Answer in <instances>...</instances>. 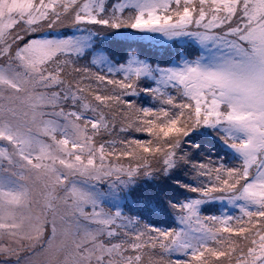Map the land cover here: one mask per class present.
I'll return each instance as SVG.
<instances>
[{"label":"snow or ice","instance_id":"obj_1","mask_svg":"<svg viewBox=\"0 0 264 264\" xmlns=\"http://www.w3.org/2000/svg\"><path fill=\"white\" fill-rule=\"evenodd\" d=\"M0 264H264V0H0Z\"/></svg>","mask_w":264,"mask_h":264},{"label":"rangeland","instance_id":"obj_2","mask_svg":"<svg viewBox=\"0 0 264 264\" xmlns=\"http://www.w3.org/2000/svg\"><path fill=\"white\" fill-rule=\"evenodd\" d=\"M146 51H148V53H150L149 55H152V56H154V57H156V56H160V55H153V54H155V52L158 51V50H146Z\"/></svg>","mask_w":264,"mask_h":264},{"label":"trees","instance_id":"obj_3","mask_svg":"<svg viewBox=\"0 0 264 264\" xmlns=\"http://www.w3.org/2000/svg\"><path fill=\"white\" fill-rule=\"evenodd\" d=\"M148 54H150V53H148ZM153 55H160V56H163V55H165V53H163V52H161V51H156L155 52V54H153ZM154 57V56H153Z\"/></svg>","mask_w":264,"mask_h":264}]
</instances>
